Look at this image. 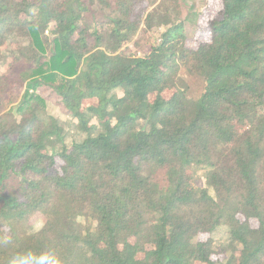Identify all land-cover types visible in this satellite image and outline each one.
<instances>
[{"label": "trees", "instance_id": "obj_1", "mask_svg": "<svg viewBox=\"0 0 264 264\" xmlns=\"http://www.w3.org/2000/svg\"><path fill=\"white\" fill-rule=\"evenodd\" d=\"M221 3L191 48L169 0H0V264H264V0Z\"/></svg>", "mask_w": 264, "mask_h": 264}, {"label": "rangeland", "instance_id": "obj_2", "mask_svg": "<svg viewBox=\"0 0 264 264\" xmlns=\"http://www.w3.org/2000/svg\"><path fill=\"white\" fill-rule=\"evenodd\" d=\"M162 4L168 2V0H159ZM169 14L171 16V20L174 24H182L183 25V32L185 36V45L191 48L197 47L203 41L209 39V22L215 16V14L221 9L222 3L221 0H169ZM145 29L141 28V33L133 43H130L126 48L129 49L131 54L136 56H145L147 50L150 46L143 40L148 39L149 37L151 40L156 38L157 31H151L149 35L145 34ZM48 34V32H47ZM3 79H6L7 70L2 69L0 71ZM187 83L191 87V90L194 92L198 88V85L194 83L193 80H187ZM25 87L19 86L17 89V93L24 95ZM173 92L166 93V97L169 98ZM38 95L44 98L46 101L48 110L47 116L53 117L59 120L60 124L64 126L68 133L67 144H71L74 136H75V129L68 128V123L70 122V118L67 115L64 107L58 103L57 97L47 91L45 89L39 90ZM17 116V109L16 106L4 114L1 118L0 128L8 127L12 121L13 117ZM205 173L200 172L197 175V184L200 187H205L206 181L204 178ZM32 223V230L38 231L42 228L45 223V218L42 215H35L31 221ZM255 223V222H254ZM214 243H215V254L213 255V260L217 263H225L227 260V255L222 253V250L227 241V232L225 229H220L215 234L212 235ZM209 235L201 236L202 240L209 239Z\"/></svg>", "mask_w": 264, "mask_h": 264}]
</instances>
